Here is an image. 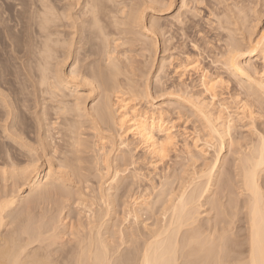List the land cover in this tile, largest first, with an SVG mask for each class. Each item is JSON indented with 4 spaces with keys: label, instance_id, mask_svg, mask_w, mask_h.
Here are the masks:
<instances>
[{
    "label": "rangeland",
    "instance_id": "obj_1",
    "mask_svg": "<svg viewBox=\"0 0 264 264\" xmlns=\"http://www.w3.org/2000/svg\"><path fill=\"white\" fill-rule=\"evenodd\" d=\"M104 1L109 6L113 5L110 6V8L112 7L110 21H107L109 20L107 18L103 22L108 25L105 26L108 31L106 28L105 30L108 33L112 32L109 35L111 39V43H109L113 45V48H110L113 54L110 55L112 58H116V62L118 61L122 68L121 72H123H120L117 77L119 86L117 89L119 91L120 88L121 93H123L119 94L120 96H117V92L110 93L112 103H114L113 107H115L113 109L114 111L120 109L121 95H124L128 101L130 100V106L135 105V109L138 108L137 110L140 111L148 109L151 111L149 114L154 111L157 112L152 114L154 117L158 116L159 111L157 110L163 111V119L166 120V125L174 127L172 129L176 135L175 140H173L174 146L171 145L167 148L166 157L153 158L143 149L144 145L139 144L140 141L137 138L129 134L126 137L128 145H124L119 140L118 129L115 124L99 122L98 116H96L97 108L103 104L105 93L97 80L92 77V74L98 68L104 69L103 72L105 73L108 60L104 53V47L101 46L103 45L102 40H96V36L92 38L93 34L89 37L91 34L82 31L85 25H88L85 0H0V136L3 134H1L3 126L6 127L7 125L9 132L17 134L21 138L19 141L21 140L20 142L24 144L21 146L12 139H1L0 137V157L11 159L14 155L18 156L20 161V164L17 165L18 170L27 165L32 156L38 159L44 177L43 185L47 186L46 188H53V191L55 189V193H53L55 200L57 198V200H61L63 195L64 197L69 196L70 207L68 209L72 211L71 217L73 219L80 210L85 209L87 211L89 207L96 212L102 209L105 211L107 208H105L104 202L101 200L100 202L97 198L100 196L98 194L100 189L102 193L105 190L114 199L112 200L113 206L109 207L110 210L112 209L108 216L110 219L106 216L107 223L113 224V229L120 227L125 229L128 222L124 218L126 214H123L124 204L129 205V207L133 206L134 203L138 202L136 199H141H138L137 196L142 194L149 198L153 196V199L154 196H159L164 190L168 192L172 190V186L179 192V181L186 178L184 184H188L191 180H196L194 179L196 177L191 179V177L196 176L194 173L201 172V169L205 167L204 164L212 161L221 137L214 131L212 134L211 129L213 127L211 128L210 119L213 122L216 121L217 125V121L220 124L222 119L229 118L228 113L232 114L233 130L230 131L228 137H224L225 145L220 154L221 159L224 158L222 159L223 162L221 161L224 163L221 166V171L232 169L230 171L232 176L235 174L236 159H238L239 154L240 156L242 154L240 152L247 150L252 141L258 140V131L264 133V92L257 88L258 91L255 86L254 88L250 87L251 85L245 75H240L234 71L228 51L234 47V50H238L234 54H236L237 63L242 66L241 68L245 69L246 73L252 71L251 74L255 77L262 76L264 78V44L260 47L254 45L264 30V0ZM134 4L138 7L134 6L133 9L132 5ZM122 8H125L124 12L117 11L123 10ZM131 9L133 11L137 9L141 15L139 22L128 19L127 15L132 11ZM117 12L118 14H116ZM83 13L85 14L82 17ZM80 38L82 39L80 40ZM48 42L50 51L53 52L49 58L48 56L42 58L45 56L44 45ZM111 45L110 47H112ZM228 56L229 58H227ZM161 61L165 62L163 71L161 70L163 66ZM43 62L46 66V72L50 76L48 83L40 82L43 73H45V70L42 72ZM178 64H186L189 73L187 72L182 77L180 75L182 67ZM195 68L196 70H194ZM202 70H206L211 77L221 78V83L224 81L223 84L218 83V88L215 89L217 96L214 100L202 86ZM55 76L57 81L54 80ZM58 79H60L59 82ZM95 86L97 89L94 88ZM48 87L53 89L50 91ZM143 90L148 92V96L145 97L144 95V98L141 96ZM114 95L121 98L117 99ZM3 101L10 105L9 109L13 112L8 117L3 116L5 115L3 112L5 110L2 107ZM202 103L206 106L204 107ZM152 105L158 108L155 109ZM224 105L225 108H229L226 110L220 107ZM241 105H250L248 107L250 110L246 107L247 112L241 111L238 109ZM250 112L253 115H250ZM213 116L217 117L213 118ZM13 117H15L20 129L18 131L11 127ZM75 120L76 123L74 124ZM214 125L215 122L212 126ZM217 138L220 140L218 141ZM28 148L31 149V152L28 151ZM126 149H128L127 152ZM125 157L127 158L125 159ZM131 160L132 162L135 160V162L130 164ZM227 160L231 163H228ZM3 165L0 162V168L7 169V166L5 168ZM107 165L110 167L108 166V168ZM140 165L141 167H139ZM12 167L8 166V169L12 170ZM49 169L51 173L48 178L44 174ZM0 171L3 173L2 170ZM115 171H119V176L116 177L117 183L112 181ZM1 172L0 189L12 191V187L16 185L14 184L16 178L13 179L14 177H11L10 172L6 177ZM134 172L138 174L137 179ZM9 175L11 179L7 178ZM177 175L179 176L177 177ZM162 176L163 179L166 178L164 179L165 182L169 181L168 184L161 181ZM31 178L28 180L18 179L20 182L17 183L16 181L18 185L15 187L17 189L13 188V190L16 189L18 195L22 197L40 196L38 191H41V188L35 190L36 193L35 191L30 193ZM199 180L204 181L205 179L200 178ZM233 180L235 181V178ZM29 181L30 183H28ZM260 181L264 188V171L261 172ZM111 182L113 184L110 185ZM149 183L150 185L155 184L156 187L152 185L150 187ZM148 185L149 188L145 187ZM169 187L171 188L169 189ZM231 187L232 191L237 190L235 189L237 188L236 184ZM149 189H153V192ZM165 192L162 195H167L168 192ZM228 192H226L228 198L235 199L236 195ZM129 196L134 197L135 201ZM77 199L83 201V206L80 205L81 201L79 202ZM225 200H227L226 197H224ZM225 202L227 204V201ZM85 204L87 205L85 206ZM208 206L205 205V208H201L203 211L201 220L203 222L215 216L214 210L204 211L209 209ZM81 215L84 216L85 214ZM238 219L239 222H237ZM236 220V225L244 228V215L239 214ZM152 221V219H148L146 223H152ZM137 224L143 229V223ZM128 231L126 229L125 234ZM241 234H245L243 229L239 235ZM239 235L238 242L233 245V249H235L232 254L235 252L234 255L245 257L248 254V246H245V241H240ZM238 247H241L242 251Z\"/></svg>",
    "mask_w": 264,
    "mask_h": 264
},
{
    "label": "bare ground",
    "instance_id": "obj_2",
    "mask_svg": "<svg viewBox=\"0 0 264 264\" xmlns=\"http://www.w3.org/2000/svg\"><path fill=\"white\" fill-rule=\"evenodd\" d=\"M110 6L104 0H85V8H87L85 9V13H86V16L88 15L89 17L87 16V20H86L88 25L84 22L88 27L86 28V25H85V28L82 31L87 34H91L89 35V37L92 36L93 34L92 38L96 36L95 37L96 40L98 39L102 40L103 45L101 46L104 47V53L107 55V60H108V62L105 61L107 62V69L105 73L103 72L104 69L102 70V68H98L94 70V73L92 74V77L95 80H97L100 87L103 89V92L105 93V99L103 101V104H101V106L97 108V114L96 113L95 114L96 116H98V120L100 123L101 122L111 123L117 126V129H118L117 134L122 144L128 145L126 137L129 134H131V136H133L134 138H137L140 141L139 144L144 145L143 149H145L147 153H149L153 158L159 157L160 159L166 155L168 151L167 148L173 145V140H175L174 138L176 137V135L173 133V130H172L174 127L167 126L168 124L166 125V120L163 119L164 112L157 110L159 111L158 116L154 117V115L152 114L157 113L155 111L152 114H149L151 113V111H149L148 109H143L141 111L137 110L138 108L135 109L134 107L135 105L130 106L129 104L130 100L128 101L124 97V95H121L122 99H120L121 97L120 98L118 97L122 103L119 102L121 103V105H120V109H118V111L116 110L117 114L115 113L116 111H114L115 107H113L114 103H112L110 93L117 92L118 93L117 96H120L119 94H122L123 92L121 93L120 88H119V91H120L119 93L117 89V87H119L117 77L120 74L122 68L120 67L118 61L116 62V58L115 57L112 58V55H110L111 53L113 54V51H111V49L113 48V45L110 44L111 39L109 38V35H111L112 32L110 31V33H108L107 27H105L108 25L103 23L105 22L107 18H109V20L107 21H110L111 19L110 13L112 14V9H111L112 7L110 8ZM134 6L136 5L135 4L132 5V8ZM136 7H138V5ZM133 9H131L132 11L128 13L127 17L128 19H131L133 21H138L139 18H141L140 17L141 15L138 13L137 9L134 11ZM124 10L125 8L123 10L119 9L117 11L124 12ZM85 13L82 14V17ZM116 14H118V12ZM128 23H132V22H128ZM136 23L137 22H135V24ZM108 24H110V22H108ZM42 27L43 26H41V28ZM105 28L107 31L105 30ZM258 37L259 38L254 43L255 47L256 46L260 47V45L264 44V30L261 32L260 36ZM81 39L82 38H80V40ZM248 42L250 43V40ZM48 44L44 45L45 48L43 52L45 56L44 57L42 56V58H47V56L49 58V55L52 54L51 52H53V51H50V48H49L50 44L49 45ZM110 45L112 47H110ZM251 45H253L252 42H251ZM240 46L242 47V45ZM144 47L146 46L144 45ZM250 50L252 52V49ZM228 51L230 53V54L228 53L229 56H231L230 60L232 61L231 65L233 66L234 71L240 75H245V77L248 80V83L251 85L250 87L254 88L255 86L256 89L257 88H259L260 90L262 89V91L264 92V78L262 76L261 77L253 76L251 74L252 71L250 73H246L245 69L241 68L242 66H240L237 63L236 54H234V52L237 53L238 50L237 51L234 50V47H233V49H229ZM229 56L227 58H229ZM263 57H264V50H263ZM164 63L165 62L161 63L163 64V66L160 65L162 66L161 70L165 66ZM44 64L45 63L43 62V67L45 69L42 67V72L45 70L44 71L45 73H43L40 82L48 83L50 81L49 80L50 76L48 75V72H46V66H44ZM178 65L182 67L181 72L180 71L179 72H180V75H182L183 77V75H185L188 72L187 65L186 64H182V65L178 64ZM193 65H194V62H193ZM194 70H196V68ZM74 71L72 72L75 73L76 71L75 72ZM254 73L256 72L254 71ZM58 76L59 75H57V77ZM201 77H202L201 83L203 84L202 86L205 88L204 90L209 92V94L212 96L211 98H213L214 100L217 96L215 89L218 83H221V80H220L221 78L219 79V78L211 77V75L207 74L206 70H202ZM54 80H56V76ZM54 80L52 81L54 82ZM59 80L60 79H58V82ZM84 81H85V78H84ZM58 82L57 83L55 82V83L58 84ZM223 83L224 81L221 84ZM50 84L52 85V83ZM55 85L53 86L55 87ZM96 87L97 86H95L94 88ZM52 89L49 88L50 91ZM43 90L46 91L45 89ZM144 90H143V93L144 92L145 93L144 94L141 93V96H143L142 98H144V95L145 97L148 96V92ZM257 90H255V92H257ZM114 96L116 97V95ZM202 105H204V107L206 106V104H203V103ZM249 106L241 105V107L238 106L240 107L238 109H240L243 112H247L246 107L248 108ZM2 107L5 110L3 111L5 113V115L3 116L8 117L10 114L13 113L9 109L10 105L6 101H3ZM220 107L225 108V105L220 106ZM227 108L225 109L227 110ZM202 110H199V111H202ZM248 110L250 109L248 108ZM250 115H253V114H251L250 112ZM214 117H217V116H213V118ZM228 117L229 118L227 119L224 118L223 120L222 118L218 116V118L222 119V121L220 120L221 121L220 124H218V121H217V125H216V121H214L216 127L215 125L212 126L214 122L212 119L209 118L212 123L211 128L213 127V129H211L212 134L215 132L216 134H218L219 137H221L220 138L221 140L217 138L218 141L220 140V144H217L219 145V147L212 161H210L209 163H205L204 164L205 167L202 166L203 167V169H201L202 171L198 172L197 174H195L196 173L195 172L194 175L196 176L191 177V179L196 177L194 178L196 180H191V182L189 183L187 182L188 184H184L185 183L184 179L186 178L182 177L184 178V179L181 178L183 181L180 179L181 181H179L178 183V185H180V187L178 186L179 192L176 191L178 189H175L174 186H172L174 189L169 187V189L170 188L172 189V190H169V192L167 190H164V192L165 191L168 192V193L165 192L168 196L167 195L164 196V194L162 195V193H164L162 192L160 194L161 196L160 195L156 197L154 196L153 199H152L153 196H150L152 200H148L150 198L147 196H143L142 194L141 196H137L138 199L139 198L141 199L139 200L136 199V201H138L137 203H134V205L136 206H134L132 203L133 206L129 207V205L126 206V204L123 203L124 204L123 214H126L124 218H126L128 222L127 223L128 225L125 226L126 227L125 229L118 226L119 224L116 226L120 228L113 229L114 228V227L112 228L113 224L110 225L107 223L108 220L106 216L108 217L110 215V212L112 211V209L110 210L109 207L111 205L113 206L114 202L112 203V200L114 199H113V196H111L110 193L107 194V192L103 190L102 187L101 188L104 191V193H102L101 189L99 188L100 193L98 194L100 196H97V198H99L98 199L99 201L101 200L102 202H104L103 204L106 206L104 207L107 209L104 208L105 211H103L102 209L101 211L99 210L96 212L94 209H91V207H89L88 209L89 211L88 210L86 211L83 208L84 210H80L79 214L76 215L75 219H73V217H71L72 211L68 209L70 207L69 206L70 202H68L70 200V199L68 200L69 196L64 197L63 195L65 199L61 197V200H57L58 198L56 197L57 199L55 200L54 199L55 196L53 197V193H55V189L53 191V188H46L47 186L43 185L44 177L42 175L41 167L38 164L39 162L38 159H35V157L33 158L32 156V158L29 159V163L28 164L26 163L27 165L23 166V168L18 170L17 165L20 164V161L18 160L19 159L18 156L14 155L11 159L1 156L0 162L4 164L3 166H5V168L6 166H7V169H8V166L10 167L13 166L12 170L4 169V167L0 168V170H2L3 173L1 171L0 172L3 175H5V177L10 172L11 177H14L13 179L16 178L15 183H14L16 185H18L17 184L19 181L18 179L28 180L30 177H32L31 178L32 183L29 185L30 193L34 192L35 190L39 188H41V191H38L40 192V196L22 197L18 195V193L16 192V189H17V187H15L16 185L12 187L11 189L12 191L0 189V264H264V188H263L262 182L260 181L261 172L264 171V133H261V131H258L259 133L256 132L258 134V136L256 135L258 137V140L252 141L250 147L247 150L243 149L245 151L240 152L242 153L241 156L240 154L239 155L236 154L239 157L238 159H236V163H235V171H234L235 174L234 176H232L230 172L232 169H230V171H226V170L221 171V166L222 164H224V163H221V161L224 158L221 159L220 157V154L222 153L221 151L222 149H224L223 147L225 145L224 137L225 136L228 137L230 131L233 130L234 122L232 120V114L228 113ZM75 123H76V120L74 124ZM218 125L220 126L217 127ZM11 127L15 128L17 131L20 130L15 117H13V120L11 122ZM2 130L3 132H1V134L2 133L3 134L0 136L1 139H5V138L12 139L17 144H21V146H24V144L20 142L21 140L19 141V139L21 138H19L17 134L9 132V126L8 127L7 125L6 127L3 126ZM216 134L214 135L215 138H216ZM20 136H21V131H20ZM28 151L31 152V149H29ZM127 151L128 149H126V152ZM126 158L127 157H125V159ZM135 160H133V162H135ZM133 162L131 160L130 164ZM228 163H231V162H228ZM154 165H156V163H154ZM108 166L109 165H107V167ZM51 167L49 168L51 169ZM139 167H141V165ZM50 169L44 174V176L46 177L48 176L49 178V175L51 173ZM115 172L116 173L114 174V178H112L113 183L116 181L117 179L116 177L119 176L118 175L119 171H115ZM136 172L134 173L137 179L138 177L137 173L139 172V170L137 173ZM10 175L7 178H10ZM143 175H146V174H143ZM178 176L179 175H177V177ZM52 177H53V174H52ZM139 178L141 177L139 176ZM200 178H204L205 180L204 181H202L203 179L199 180ZM234 178H235V181L233 180ZM164 179L162 176L161 181L163 182ZM48 182H49V179H48ZM28 183H30V181ZM113 183L111 182L110 185ZM233 184H236V187H237L235 188L237 189L236 191L231 190L232 188L231 186H233ZM149 185L145 187L149 188ZM151 185L150 187L154 186L155 184H153L152 186ZM13 188H16V189L13 190ZM228 191L232 192L233 195L234 194L236 195L235 199L234 198L232 199L231 197L228 198V196L226 195V192ZM224 197H226L227 199L225 200L227 201V204L224 201ZM119 198H118V201H120ZM131 198L135 201L134 197H131ZM78 201L80 202L81 200H78ZM82 203L83 201H81V204L80 203L79 204L83 206ZM129 204L131 205V203ZM86 205L87 204H85V206ZM205 205H209L208 206L209 209H206L204 211L207 212V210L208 211L214 210L215 216L212 217V219L214 218L213 220L211 218H208V221L205 220L206 222H203L201 220V214H203V211L201 210V208L202 207L205 208ZM126 207L128 209H125ZM83 213L85 214L84 216L81 215ZM144 214H145V217H143ZM239 214L244 215V220H243L245 221L244 228L239 227V225L238 226L236 225L237 224L236 217H238ZM206 215L208 214L206 213ZM148 219H152L153 220L152 223H149V222H148L149 224L146 223ZM241 219L243 218L241 217ZM139 222L143 223L142 225L143 229L140 226H138L137 223ZM237 222H239V219ZM126 229H128L129 231L126 232L125 234ZM242 229H243V233L245 234L239 235V233L242 232ZM238 235H239L240 241L241 240L243 242L245 241V243L247 244V245L245 244V246H248V254L244 252L245 254H247V256L245 255V257L236 256L234 255L235 252L234 254H232L233 250L235 249V248L233 249V245L238 242ZM241 236L243 239L240 238ZM239 249H241V247Z\"/></svg>",
    "mask_w": 264,
    "mask_h": 264
}]
</instances>
